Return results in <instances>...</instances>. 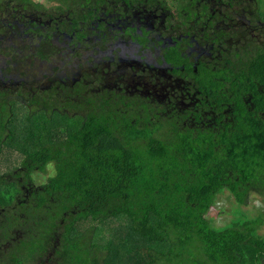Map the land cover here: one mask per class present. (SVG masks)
I'll use <instances>...</instances> for the list:
<instances>
[{"label": "trees", "instance_id": "1", "mask_svg": "<svg viewBox=\"0 0 264 264\" xmlns=\"http://www.w3.org/2000/svg\"><path fill=\"white\" fill-rule=\"evenodd\" d=\"M113 1L124 13L136 0H0V264H264L263 213L237 211L223 226L208 216L226 193L240 207L252 194L264 203V44L228 57L216 125L198 127L191 109L187 125L156 124L140 95L97 93L84 108L71 97L101 76L95 56L107 23L97 20ZM9 15L41 39L7 25ZM16 31L19 39L2 38ZM51 61L67 76L72 64L92 70L70 88L40 79ZM13 70L20 82L9 81ZM72 107L84 117L74 128Z\"/></svg>", "mask_w": 264, "mask_h": 264}, {"label": "flooded vegetation", "instance_id": "2", "mask_svg": "<svg viewBox=\"0 0 264 264\" xmlns=\"http://www.w3.org/2000/svg\"><path fill=\"white\" fill-rule=\"evenodd\" d=\"M259 13H263L260 0H197L196 3L189 0L188 4L186 0H178L175 4L163 6L153 0H136L124 13L120 12L119 4L113 1L112 13H107L106 9L105 13L98 15L97 20V26L107 23V28L100 32L104 33L105 38L97 41L99 45L95 56L102 70L101 76L85 81L83 94L77 97L73 95L71 99L79 98L75 102H81L87 108L88 96L97 93L107 98L114 96L117 100L124 95L131 98L140 95L144 100V109L156 124L171 120L175 124L187 125L189 120L183 113L185 109H191L192 122L198 127L204 129L216 125V119L220 117L217 118L216 109L224 104L227 106L221 94L229 90L231 75L228 76V72L231 71L228 70V57L245 48L252 49L258 43L264 44V22ZM25 16L31 18L32 22L36 21L35 16ZM12 19V15H9L4 22L24 27L22 34L25 37L41 39L40 34L35 31V36L29 30L27 21ZM48 28L53 29V25L42 30L46 32ZM22 34L16 31L2 38L19 39ZM50 34L53 37V32ZM62 35L66 40L71 38L66 32H62ZM142 37L148 41L145 45L147 48L139 44ZM7 41L19 47V43ZM53 43L56 44L55 41ZM174 47L177 48L178 57L175 62L167 58ZM83 52L87 56L90 50L84 49ZM157 56H163L160 62ZM50 64L42 67L40 79L65 83L70 88L92 70L90 65L72 69V64L67 76L63 70L53 72L52 61ZM189 66L191 70H188ZM3 67L5 64L0 63V70ZM20 75L21 70H13L7 77L9 81L14 78V81L20 82L23 78ZM2 86L13 88L18 85L11 86L8 81H2ZM144 109L139 111L142 113ZM71 112L74 117H70L69 121H75L74 128L84 121V117L77 118L76 115L81 113L73 107Z\"/></svg>", "mask_w": 264, "mask_h": 264}, {"label": "rangeland", "instance_id": "3", "mask_svg": "<svg viewBox=\"0 0 264 264\" xmlns=\"http://www.w3.org/2000/svg\"><path fill=\"white\" fill-rule=\"evenodd\" d=\"M260 3L261 11L264 12V0H260ZM35 179L36 184H41L42 179L40 177L36 176ZM218 201H220V206H218V208L215 206L210 211V214H208L210 217L209 219H211L216 226H223L235 220L236 217H238L236 213L237 211L241 212V214L245 213V216L248 218H255L259 213L264 214V203L256 194L251 195L248 206L240 207L234 202L233 198L230 194L228 195V193L221 195ZM239 208L240 210H238ZM259 233L264 236V225L260 228ZM36 264H40V262H37Z\"/></svg>", "mask_w": 264, "mask_h": 264}]
</instances>
